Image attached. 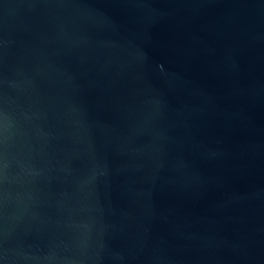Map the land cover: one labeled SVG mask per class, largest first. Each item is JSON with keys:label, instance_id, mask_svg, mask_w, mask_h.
Masks as SVG:
<instances>
[{"label": "water", "instance_id": "obj_1", "mask_svg": "<svg viewBox=\"0 0 264 264\" xmlns=\"http://www.w3.org/2000/svg\"><path fill=\"white\" fill-rule=\"evenodd\" d=\"M0 264H264V0H0Z\"/></svg>", "mask_w": 264, "mask_h": 264}]
</instances>
